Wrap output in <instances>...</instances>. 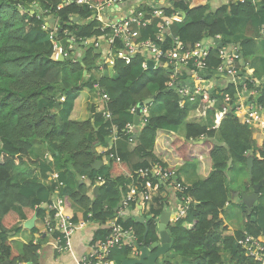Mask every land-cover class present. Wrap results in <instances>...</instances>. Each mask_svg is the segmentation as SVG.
Masks as SVG:
<instances>
[{
  "label": "trees",
  "instance_id": "1",
  "mask_svg": "<svg viewBox=\"0 0 264 264\" xmlns=\"http://www.w3.org/2000/svg\"><path fill=\"white\" fill-rule=\"evenodd\" d=\"M122 1L131 4L135 0ZM213 1L173 0L171 10H180L186 17L169 29L166 42L171 45L177 38L184 45L193 46L207 38L220 37L224 47L238 48L237 65L244 75L245 65L257 55V41L263 38L264 0L257 4L249 0H215L212 4ZM61 2L0 0V264H40L41 246L33 238L17 250L12 237L21 234L24 222L32 217L40 225L26 231L33 235L41 230L47 215L43 205L49 204L51 197L62 200L64 211L74 223L85 221L98 226L90 240L91 245H97L108 235L107 224L116 217L115 206L128 187L133 185L140 192L150 182L156 183L152 174L141 178L139 171H151L155 165L173 170L194 160L201 180L186 186L183 193L160 185L146 213L152 220L145 241L142 225L127 218H118L117 223L124 229L131 228L138 243L149 244L155 239L157 218L165 202L161 195L168 189L178 201L182 197L190 199L185 214L168 225L175 257L191 264H251L237 245L243 232H231L223 221L224 209L231 206L234 196L227 172L237 164L247 169L245 164L251 155L254 160L249 179L254 184L264 179V129L249 128L231 113L216 130L193 123L184 125L189 110L179 106L177 89L189 83L190 72L181 70L178 84L169 88L175 71L164 63L148 69L144 54L135 55L129 64L114 60L109 70L105 68L103 74L89 79L90 70L98 71L97 56L89 45L82 47L80 43L100 35L98 23L91 20L84 7L75 4L56 10ZM31 4L56 15L58 39L64 37V32L76 39L83 52L80 62L51 60L53 46L42 21L24 13ZM72 17L80 20L72 22ZM153 35L154 29L148 27L133 40L152 39ZM238 35L244 38L231 40ZM204 62L206 74L215 72L220 64L218 51L212 47ZM220 78L228 82L222 75ZM94 86L103 95L112 120H105L94 105L88 107L89 117L85 120L71 119L74 101L83 90L94 91ZM246 88L255 90L249 101L257 103L264 112V83L247 82ZM223 91L230 100L234 98L232 85L225 84ZM63 97L60 108H55ZM152 97L146 122L141 120L138 127L127 129L134 122L130 109ZM154 107L162 113L151 115ZM183 125L185 135L181 139L173 131ZM112 126L127 144L116 155L119 161L108 159L97 169L94 164L101 156L93 152V147L109 141ZM33 139L46 146L51 159L32 157ZM52 172L57 173L61 187L55 182L44 184ZM98 178L103 182L99 183ZM259 193L252 210L248 211L242 203L238 205L245 232L253 237H264V188ZM70 207L77 208L80 217L73 216ZM129 255L130 250L124 248L113 251L110 259L120 264Z\"/></svg>",
  "mask_w": 264,
  "mask_h": 264
},
{
  "label": "built area",
  "instance_id": "2",
  "mask_svg": "<svg viewBox=\"0 0 264 264\" xmlns=\"http://www.w3.org/2000/svg\"><path fill=\"white\" fill-rule=\"evenodd\" d=\"M73 0H68L72 2ZM173 0H135L130 4L127 11H123L121 0H104L102 2H93V0H76L81 6H87L94 19L99 23V31L101 35L93 39L91 42L94 48L99 49L103 45V55L100 58L101 67L112 64L114 59L121 60L126 64L136 54H145L149 59L156 63L164 62L171 70L175 71L172 75L169 88H174L178 84V77L181 70H187L191 74L193 89L200 94L202 102L207 103L208 111L212 108H218L215 118L217 126L210 129L216 130L219 122L225 118L228 113L234 114L242 124L256 130L264 129V112L256 103L249 101L250 97L255 95V90L248 91L246 83H260L247 70L245 65L244 75L238 76V72L242 71L238 65V48L228 46L222 48H214L213 45L203 46L202 43H196L193 46H186L177 38H173L170 44H167L166 38L169 35V29L175 24H181L185 19V13L180 10H171ZM244 2L248 0H236ZM253 4H257L262 0H249ZM60 8V7H59ZM153 28L154 35L152 39H145L138 42L133 40L137 34L134 29ZM264 31V26L262 32ZM55 29L50 30V40L53 45L52 59L58 60L61 56L64 58L66 52L57 36L54 35ZM220 42V37H216ZM73 39L67 40L71 44ZM218 51L220 64L215 70L224 77L225 80L231 82L235 93L232 100L225 97L222 102L216 98L207 99L208 89L200 85L202 81L201 74L206 71L205 59L210 49ZM187 86L179 87L177 92L179 95H185ZM223 89V88H222ZM246 93V95H244ZM219 102V104H218ZM184 101H179V106H184ZM145 110H143V114ZM205 114V112H203ZM106 119H110L109 114L104 115ZM131 128V126H128ZM115 127H112L111 140H116ZM110 158H114L111 154ZM117 159V158H116ZM142 178L152 174V177L158 184L146 186L141 193H138L136 187H130L129 192L124 198V207L135 201L151 200L150 191H156L159 184L171 185L174 191L183 193L186 187L178 180L174 170H167L162 166L155 165L151 171H139ZM100 182L102 180L98 179ZM51 182L57 183L58 187L62 184L58 182L57 173L50 174L46 184ZM169 184V185H168ZM190 203L189 198L182 197L179 201L176 199L175 209L173 210L172 221L178 220L185 214ZM47 215L41 223L40 234L48 235L53 238V252L57 255L72 252L71 240L74 234L85 227L87 222L80 221L74 223L68 213L64 211L62 200L56 197L49 204H44ZM53 212V215H50ZM120 217V216H118ZM117 216L108 222L110 228L108 235L103 241L97 245H91L89 252L82 256L73 264H115L110 259L113 251H119L124 248H131L136 238L131 228L124 229L117 223ZM237 245L242 251L244 257L251 264H264V237H253L246 232L237 240Z\"/></svg>",
  "mask_w": 264,
  "mask_h": 264
},
{
  "label": "crops",
  "instance_id": "3",
  "mask_svg": "<svg viewBox=\"0 0 264 264\" xmlns=\"http://www.w3.org/2000/svg\"><path fill=\"white\" fill-rule=\"evenodd\" d=\"M262 33H264V31ZM242 38H244V36L238 35V36L232 38L231 40L232 41H238ZM257 46H258L257 55L254 59H251L249 64H247L246 68L249 71V73L252 74V76L257 79L258 82L264 83V34H263V38L259 39L257 41ZM212 78H215V80H216V81L215 80L213 81V84L211 82V84L209 86H205V85H201V86L206 87L208 89V91L211 90L210 93L212 95V98H216V100H218L219 102H222L224 100V98L227 97L226 93L223 90H221L223 87H225L226 83H224V81H222V78H220V77H219L220 82H218V80H217L218 78H216V77H212ZM212 78L205 79V80H212ZM214 84H217V86ZM218 85H219V87H218ZM194 94H198L200 96V94L195 92L194 89L188 90L185 95H180V99L183 100L185 103V108H187L189 110L188 119L186 120L184 125L193 123V124H199L200 126H206L207 128L216 127L217 121L215 118V114H216L218 108H212V111H208L207 103L202 102L201 97H200L199 101L196 100L194 97ZM88 95L90 98L89 102L83 100V96H86V94H84L83 96H81L80 98H78L74 102V107L72 109L71 116H70L71 119L85 120L86 118H88L89 117L88 107L91 105H94L95 108L98 107V110L102 113L106 112L105 101L101 97V95H98V93H96V94L91 93V95L89 93ZM219 102H218V104H219ZM148 110L149 109L147 108L146 114L144 116L145 120H147V118H148L147 114L149 113V115H150V111H148ZM152 111L153 112L151 113V115H154V116L160 115L162 113V111L156 107L152 108ZM203 112H205V114H203ZM184 125L179 127V128H176V130L173 131V133L175 135H177L178 137H180L181 139H184L183 137L185 135ZM217 140H218V138H217ZM126 144H127V140H125L123 138H117L114 141L109 139V141L106 144H104L102 146H98L96 148V153L99 156H101V159H102L101 161H102L103 165H105L108 162L106 160V155L108 154V152H114L117 155V153L122 152L124 150V147ZM21 168L24 170L27 167H21ZM239 168H241V166L237 164V165H235V167L232 170H237L240 172ZM178 176H179V174H178ZM179 179H180L181 183L183 185H185L182 182L180 177H179ZM232 182H233L232 179L229 178V184ZM153 184H155V183L150 182V185H153ZM129 189L130 188L128 187V190L126 193L129 192ZM249 190L250 191L245 192L244 194L251 193V191H252L251 186H250ZM166 191L167 192L163 193L161 195V197L165 199L164 204H167V206H170L171 210H174L176 202H175V196L173 194V191H170L168 189H166ZM150 195L153 198L155 195V192L150 191ZM237 196H239V195H237ZM237 196L234 194V196L232 197V200L236 201ZM55 197L56 196H53L50 199L54 200ZM152 198H151V200H152ZM123 202H124V199H121L116 204L115 209L117 208V210L115 213H116V216H122L125 218H127L129 216H138L140 214L142 216H146V213L148 211V206L150 204V203H147V205L145 207L144 204H142V203H134V204H130L129 207L125 209ZM69 211L73 216L80 217V215H81V212L77 208L70 207ZM242 224H243V229H241V230L230 229V227H229V229L233 232H243L244 233L245 229H244L243 218H242ZM34 225H36V227H39L40 224H38L37 221H35ZM97 228H98V226L96 224L87 223L84 228L78 230L74 234V236L72 237V240H71L72 252H70L68 254L65 253V254L57 255V256H55V253L53 252V249H52L53 243H52V241L48 235L40 234L39 237L36 238V235H34V234L31 235L29 233V231H26V229H25V230H23V232L21 234L15 236V237H12V240H13L12 243L15 247H18L19 243L22 245L25 242H27L29 239L33 238V239H35V243L38 244L39 246H41L42 253L40 256V260H41L40 264H73L77 260H79L82 256L86 255L89 252L90 243H91L90 240H91V237L93 235V232ZM176 258L181 260L178 256H176L175 259ZM169 259H171V258H163L162 264L169 262ZM112 261L115 262L113 259H112ZM181 261H182V264H191L190 262L186 263L183 260H181Z\"/></svg>",
  "mask_w": 264,
  "mask_h": 264
},
{
  "label": "water",
  "instance_id": "4",
  "mask_svg": "<svg viewBox=\"0 0 264 264\" xmlns=\"http://www.w3.org/2000/svg\"><path fill=\"white\" fill-rule=\"evenodd\" d=\"M79 18H75L74 22H77ZM54 22V16L52 15L48 23L52 24ZM264 34V33H263ZM203 43H209L212 44L214 48H222L223 43L219 42L216 39H205L203 40ZM61 62V58H59ZM243 66V64H242ZM154 64L152 61L147 62V68L148 69H153ZM85 73V72H84ZM241 75V72L238 73V76ZM221 75L218 72H212L207 76H202V79H210L211 77H216L219 78ZM231 82H227L226 85L230 84ZM210 92V91H209ZM246 95V93H244ZM236 96H234L235 98ZM153 97L150 99L145 100L144 102L140 103L137 105L136 108V115L134 117V125L137 127L139 120H140V111L146 107L151 105L153 102ZM55 108H60V103L57 102L55 103ZM55 108L52 110V112H55ZM135 137V136H134ZM98 145H94L93 147V152L96 153V147ZM254 157L253 156H248L247 161H246V168L248 170V174L250 175V171L252 168ZM231 162L228 163V166H230ZM95 167L99 169L102 166L101 161H96L95 162ZM249 184L251 186V193L249 194H244L237 192L234 194L237 196L239 195L241 200L243 201L244 207L250 211L253 209V207L256 205L258 199H259V192L262 188H264V179L259 182L254 184L250 179H249ZM98 188L94 189V194L97 195ZM117 208L115 209L116 212ZM173 215V211L170 209V206H167V204H164L163 210L160 213V215L157 218V223H156V235L155 239L150 242L149 244L141 243L139 244L138 242H134L133 246L135 249L134 252V257L127 258L125 260H122L120 264H162V259L163 258H171L173 259L175 257V254L172 253V246H173V238L168 230V225L171 222ZM125 218V217H124ZM127 219L132 220L134 223L142 225L144 228V233H143V239L145 241L147 237V231H148V223L152 220L150 216H142L141 214L138 216H129ZM36 217H32L30 220H27L23 224V228L31 230L34 227ZM252 221H254V218H251Z\"/></svg>",
  "mask_w": 264,
  "mask_h": 264
},
{
  "label": "clouds",
  "instance_id": "5",
  "mask_svg": "<svg viewBox=\"0 0 264 264\" xmlns=\"http://www.w3.org/2000/svg\"><path fill=\"white\" fill-rule=\"evenodd\" d=\"M102 1H104V0H100V1H98V0H93V2H95V3H97V2H102ZM122 1V0H121ZM122 3H124V5H123V11L125 12V11H127V9H128V7H129V5L130 4H126V2H124V1H122ZM134 3V2H133ZM70 4H75L76 6H80V7H84L86 10H87V12L91 15L90 16V18H91V20H93V21H95V22H97L95 19H94V17H93V14L91 13V10L87 7V6H81V5H79V4H77L76 3V0H73L72 2H68V0H62V2L60 3V4H58L57 5V7H56V10H61L62 8H64L65 6H68V5H70ZM132 4V3H131ZM60 7V8H59ZM24 13L25 14H28V15H30V16H32V15H35L36 16V18L38 19V20H40V21H42V23H43V26H42V28H43V30L44 31H46V32H48V36H49V39H50V30H54L55 29V33H54V35H56L57 36V39H58V34H57V32H58V27H59V25H58V21H57V18H56V15L55 14H52L49 10H46V9H43L42 7H38L37 5H35V4H31V6H29V8L27 9V10H24ZM54 16V22L52 23V24H49L48 23V20H49V18L51 17V16ZM75 18H77V17H72L71 18V21L72 22H74V20H75ZM79 18V17H78ZM79 20H80V18H79ZM78 20V21H79ZM77 21V22H78ZM98 23V22H97ZM99 23H98V26H97V29H98V31H99ZM141 30H143V29H134V31L138 34V33H140L141 32ZM99 33H100V31H99ZM155 33V32H154ZM64 37H62V39L61 40H59L58 39V41H60L61 42V45L64 47V46H66L67 48L65 49L64 48V50H65V52H66V56L63 58L62 56L60 57L62 60H61V62H64V61H66V62H68V61H70V62H72V63H75V62H80L81 61V58H82V56H83V52L81 51V49H80V46H82V47H86V46H90L94 51H95V54H96V56H97V60L95 61V66H97L98 67V71H99V73L100 74H103V72H104V69L106 68L107 70H109L112 66H113V61L114 60H118V59H114L113 61H112V64H108L107 66H103V67H101V65H100V58L102 57V55H103V46L102 47H99V49H96V48H94V45H93V43L91 42L93 39H96V38H98L100 35H101V33H100V35L99 36H97V37H93V38H91V39H88V40H85V41H82L81 43H80V46L76 43V39L73 37V36H71L68 32H64ZM70 39H73V42L71 43V44H69V43H67V40H70ZM207 39H209V38H207ZM221 42V41H220ZM202 44H203V46H209V45H212V44H209V43H203V41L201 42ZM53 46V45H52ZM211 50V49H210ZM137 55V54H136ZM145 55V54H144ZM146 56V55H145ZM134 57V56H133ZM132 57V58H133ZM51 60L53 61V62H59L60 63V60L58 59V60H53L52 59V56H51ZM121 61V60H120ZM131 61V60H130ZM148 61H152L153 62V64H154V67H153V69L157 66V65H159V64H162V63H164V62H160V63H156L155 61H153V60H151V59H149L147 56H146V67H147V62ZM123 62V61H122ZM125 63V62H124ZM126 64V63H125ZM165 64V63H164ZM166 65V64H165ZM167 66V65H166ZM168 68H171V67H169V66H167ZM206 71H207V69H206ZM206 71H204L203 72V74H201V78H202V76H207V75H209V74H206L205 72ZM85 72V73H84ZM84 72H83V75L85 76L86 75V71L84 70ZM99 74V75H100ZM179 76H181V75H179ZM182 77V76H181ZM212 78V77H211ZM178 80H180V78L178 77ZM203 80H205V79H202V81ZM179 82V81H178ZM189 83H183V84H181L180 85V87H183V86H187L186 87V89H187V91L188 90H192L193 89V85H192V80H189L188 81ZM229 82V81H228ZM180 84V83H179ZM231 84V83H230ZM178 90V89H177ZM221 90H223V89H221ZM209 91H211V90H209ZM208 91V98L209 99H212V95H211V93ZM90 93V95H91V93H93V94H96V93H98V95H101V97L104 99V97H103V95L102 94H99L100 92H99V90L96 88V86H94V91H89V90H83L81 93H80V95L78 96V98H80L81 96H83L84 94H86V96H83V100L84 101H88L89 102V100H90V98H89V94ZM177 94H178V92H177ZM179 95V94H178ZM179 97H180V95H179ZM77 98V99H78ZM64 97L63 98H61L58 102L61 104L63 101H64ZM76 99V100H77ZM75 100V101H76ZM181 100V99H180ZM179 100V101H180ZM74 101V102H75ZM105 101V100H104ZM87 102V103H88ZM106 104V103H105ZM95 107V106H94ZM149 106H146V107H144L141 111H140V120H139V123H140V121L141 120H143V122L145 123L146 122V120L144 119V116H145V114H146V109L148 108ZM136 108L137 107H132L131 109H130V112L132 113V114H134V117H135V115H136ZM182 108V107H181ZM183 108H185V104H184V106H183ZM97 109V110H96ZM95 110H96V112L97 113H99V114H101L102 115V117L105 119V120H109V121H111L112 120V117H111V115L108 113V111H106L105 113H102V112H100L99 110H98V107H96L95 108ZM143 110H145V113L143 114ZM105 114H109L110 115V119H106L105 118ZM139 123H138V126H139ZM128 126H131V128H128ZM137 126V127H138ZM113 127V126H112ZM115 127V126H114ZM133 127H136L135 125H134V122H133V125L131 124V125H127V129H129L130 131H131V129L133 128ZM207 128V127H206ZM115 129H116V127H115ZM208 130H212V129H210V128H207ZM111 134H112V128H111ZM115 135L117 136V138H119V136L116 134V130H115ZM109 139H111V135H110V138ZM129 142H130V140H129ZM98 147V146H97ZM96 147V148H97ZM95 148V149H96ZM97 154V153H96ZM112 155V156H114V158L112 157V158H110L109 157V155ZM98 155V154H97ZM117 158V159H116ZM108 159H114L116 162L117 161H119V158L116 156V154L114 153V152H108V154L106 155V160L108 161ZM102 160V159H101ZM100 160V161H101ZM102 162V161H101ZM102 166H103V163H102ZM174 171H175V169H173ZM176 172V171H175ZM52 173H55V172H52ZM51 173V174H52ZM176 174H177V172H176ZM49 176H50V174H49ZM49 176H48V178H49ZM139 177H141L140 176V174H139ZM48 178L45 180V181H47L48 180ZM142 178V177H141ZM177 178H178V176H177ZM98 179H100V180H102L101 178H98ZM154 179V178H153ZM155 180V179H154ZM178 180L180 181V179L178 178ZM44 181V182H45ZM99 183H101V182H103V180L100 182L99 180H97ZM155 184H158V182L155 180ZM181 182V181H180ZM44 184H46V183H44ZM155 184H153V185H155ZM160 185H165V184H159V188L155 191V195H156V193H157V191L160 189ZM185 186V185H184ZM130 187H135V186H133V185H131V186H129V188ZM186 187V186H185ZM145 188V187H144ZM143 188V189H144ZM165 188H168V189H172L173 191H174V189L173 188H171L170 186H167V185H165ZM143 189H141V191L140 192H138V193H141L142 191H143ZM175 192V191H174ZM176 193V192H175ZM126 194L127 193H125V196H126ZM154 195V196H155ZM124 196V197H125ZM152 198V197H151ZM124 199V198H123ZM151 201L152 200H150L149 202H146V201H135V202H133V203H130V204H134V203H142V204H144V206L146 207V205H147V203H151ZM175 202H176V197H175ZM129 204V205H130ZM129 205L126 207V208H128L129 207ZM125 208V209H126ZM124 210V209H123ZM163 210V209H162ZM173 211V210H172ZM117 218H124V217H122V216H120V217H118L117 216ZM171 222H172V220H171ZM157 223V222H156ZM35 224V223H34ZM40 230H38L34 235H37V233L39 232ZM39 237V236H38ZM37 238V237H36ZM135 242H137L136 240H135ZM34 243H35V239H34ZM134 243V242H133ZM133 243H132V247L131 248H127V249H129L130 250V255H129V257L128 258H131V257H134V251H135V249H134V246H133ZM139 244H141V243H139ZM134 249V250H133ZM56 254V253H55ZM127 259V258H126ZM112 260V259H111ZM116 264V263H115Z\"/></svg>",
  "mask_w": 264,
  "mask_h": 264
},
{
  "label": "rangeland",
  "instance_id": "6",
  "mask_svg": "<svg viewBox=\"0 0 264 264\" xmlns=\"http://www.w3.org/2000/svg\"><path fill=\"white\" fill-rule=\"evenodd\" d=\"M216 1L214 0L212 4H215ZM64 48L66 49L67 47L64 46ZM99 71H96L95 69L90 70L89 71V79L95 78L99 75ZM215 80V78H212V80H203L200 82V85H205V86H209L213 81ZM216 81V80H215ZM223 81V80H222ZM218 82H220V80H218ZM217 86V84H214ZM219 87V85H218ZM87 90V89H86ZM194 97L196 100H200V96L198 94H194ZM148 118H149V113L147 114ZM31 155L33 158H38V159H44V156H48V158H50V153L48 151V149L46 148V146L36 140L33 139L31 142ZM30 159L33 161V159L30 157ZM175 171L177 172V176L178 178L180 177L182 182L187 186H191L193 183L200 181L201 178L197 175L196 172V161H188L185 163H181L180 165L176 166ZM240 172L237 170H228L227 175L230 179H232V183L229 184V187L231 190H233L235 193L237 192H248L250 191V185L249 183V175L247 173V169H245L244 166H241ZM237 200L233 201L231 199V206H226L224 209V214H223V221L225 223V225H227L228 227H230V229H236V230H241L243 229V224H242V216H241V210L239 209L238 205L240 203L244 204L243 201L241 200L240 196L236 197ZM231 231V230H230ZM233 232V231H231ZM21 244H18V249L20 248ZM169 262L171 264H182V261L179 259H175V257L173 259H169Z\"/></svg>",
  "mask_w": 264,
  "mask_h": 264
}]
</instances>
